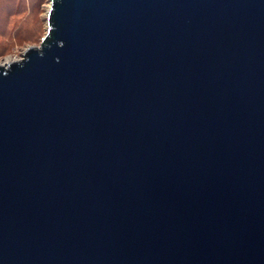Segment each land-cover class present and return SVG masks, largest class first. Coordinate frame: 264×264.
<instances>
[{
	"label": "water",
	"instance_id": "95a60500",
	"mask_svg": "<svg viewBox=\"0 0 264 264\" xmlns=\"http://www.w3.org/2000/svg\"><path fill=\"white\" fill-rule=\"evenodd\" d=\"M0 64V264H264V0H51Z\"/></svg>",
	"mask_w": 264,
	"mask_h": 264
},
{
	"label": "rangeland",
	"instance_id": "374dc122",
	"mask_svg": "<svg viewBox=\"0 0 264 264\" xmlns=\"http://www.w3.org/2000/svg\"><path fill=\"white\" fill-rule=\"evenodd\" d=\"M51 0H0V64L21 59L30 45L40 46Z\"/></svg>",
	"mask_w": 264,
	"mask_h": 264
},
{
	"label": "bare ground",
	"instance_id": "6f19581e",
	"mask_svg": "<svg viewBox=\"0 0 264 264\" xmlns=\"http://www.w3.org/2000/svg\"><path fill=\"white\" fill-rule=\"evenodd\" d=\"M13 60H16V59H13ZM11 61H12V60H11ZM9 62H10V61H9ZM6 63H7V62H6ZM6 63H5V64H6Z\"/></svg>",
	"mask_w": 264,
	"mask_h": 264
}]
</instances>
